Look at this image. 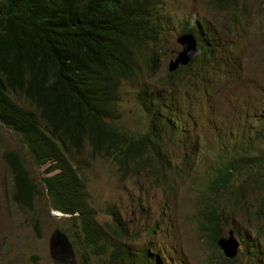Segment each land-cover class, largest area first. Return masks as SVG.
Listing matches in <instances>:
<instances>
[{
	"label": "trees",
	"instance_id": "16d2710c",
	"mask_svg": "<svg viewBox=\"0 0 264 264\" xmlns=\"http://www.w3.org/2000/svg\"><path fill=\"white\" fill-rule=\"evenodd\" d=\"M155 6L154 0H0V124L20 136L38 166L51 163L47 173L61 169L43 177V185L58 211L79 213L72 220L79 223L83 243L96 256L107 254V241L95 223L82 163L75 160L87 147L91 157L152 153V146L127 141L126 132L106 123L116 113L120 83L141 63L146 42L145 64L156 56L160 26ZM3 160L12 184L10 198L31 214V224L42 237L38 184L17 151L5 150ZM229 161L212 178V194H226L235 180L240 181L232 191L235 200L243 196L242 186L253 185L264 193V155ZM263 204L264 196L251 207L262 209ZM227 208L206 201L212 241L220 235ZM119 255L113 249L115 263Z\"/></svg>",
	"mask_w": 264,
	"mask_h": 264
},
{
	"label": "clouds",
	"instance_id": "9594fccd",
	"mask_svg": "<svg viewBox=\"0 0 264 264\" xmlns=\"http://www.w3.org/2000/svg\"><path fill=\"white\" fill-rule=\"evenodd\" d=\"M154 1L156 4L155 11L159 18L155 22L160 26L157 39L154 42L156 56L150 64H145L148 51L146 42L141 50V63L135 64L134 74L120 83L119 91H117L118 102L114 106L116 113L108 118L106 123L108 126L117 127V129L126 132L130 136L127 141L144 142L152 146V153L144 155L141 153L142 151H122L117 159H114L109 153H103L94 157L90 155V160L93 159L94 161L97 157H107L118 165V171L124 177H128L129 174L137 175L148 169L150 171L154 170L156 182H171L174 187V189H170L168 196L162 201L163 207L158 214L159 218L145 229V240L135 243L134 237L129 236L120 218L112 210L110 211L113 217V231L116 235L114 238L118 239V243H112L111 252L113 249L120 252L116 264H193L181 252L185 250L180 247L176 238L164 242L160 237L161 235L158 236V233L161 232L164 215L166 216L170 209L169 204L172 201L176 185L182 186L183 180L188 177L184 171L189 172L190 169L194 168L191 163V156H188L180 165H171L169 161L164 159V150H178L181 146V138L185 135L188 136V129L194 127L196 122L198 127L207 124L215 127V129L218 127L227 128L229 125L230 130L233 121H238L241 125L232 126L235 133L234 138L238 139L237 133L240 137L239 142L234 144L236 152L244 148H247V152H249L254 148V144L263 137L264 54L258 52L260 56L257 57L251 50L253 47H248L256 46L257 48L264 40V33L257 30L264 29V0H261V10H259L262 13L259 15L261 25L254 26L251 22L242 23L248 17L250 4L260 0H210V6L216 15L214 20L208 21L197 18L189 20L185 18L183 19L185 24L194 23V28L190 29L186 26V30L180 21L174 22L173 18L162 15L157 1ZM213 24L216 28L213 27ZM225 25L230 26L231 30L220 35L218 28ZM181 37L188 38L184 42H180ZM177 54L176 59H173ZM165 56L173 60L168 65V72L161 76L159 68ZM229 62V66L224 69ZM232 63L235 64L233 70L230 69ZM153 76L157 77V82L160 85V91L157 93H152L151 79ZM138 79L144 81L136 93L138 109L136 129L130 130L120 121L121 92L124 82H133ZM166 89L169 91V97H163L162 95V92ZM229 98H235L237 101L231 103ZM217 106L221 109L236 112L238 115L231 118L230 123L227 124L215 113V107ZM116 120H119L118 124H115ZM87 149L90 148L87 147ZM111 150H115V148H111ZM235 157H238V155ZM75 162L82 163L80 173L83 177H86V191L89 195L90 206L94 211L95 223L98 226L97 214L88 190L89 178L84 174L86 162L79 159ZM45 165L49 166L51 163ZM134 165L137 169H134ZM60 171V168H56L54 171L47 173L46 176ZM254 189L256 190V188ZM38 196L39 194L36 197V204ZM204 200L205 206L206 201L209 200L212 203L215 201L207 195V191ZM218 203L220 204V202ZM222 203L224 206L226 205L224 202ZM205 206L200 213L201 236L208 241L211 249L215 250L213 254L218 258L216 260L211 257V259L199 264H264V261L261 262V260H264V250L260 246L264 236L256 234L253 228L245 234L237 229V233L233 230L228 235L225 234V227L230 214L228 208L227 214L224 215L220 235L216 242L212 241L213 233L209 221L205 218ZM51 207L58 213L57 215L73 222L77 226L80 236L79 223L72 220L79 216V213H77L78 215H67V213L56 211V208L52 205V200ZM250 208L254 210L255 215H252L254 220L258 221L262 218L261 210L264 208L261 210L259 206L254 209L250 206ZM242 210L243 208L240 209V212ZM106 227L112 228V226ZM56 230H60L65 234L61 229ZM231 232L235 234V242L239 243L237 254L233 257L227 256L222 246L219 245L221 239L229 240L231 238ZM70 242L74 248L71 240ZM166 247L170 249V252L163 257L164 248ZM108 250L107 248V252Z\"/></svg>",
	"mask_w": 264,
	"mask_h": 264
},
{
	"label": "rangeland",
	"instance_id": "374dc122",
	"mask_svg": "<svg viewBox=\"0 0 264 264\" xmlns=\"http://www.w3.org/2000/svg\"><path fill=\"white\" fill-rule=\"evenodd\" d=\"M156 1L162 15L173 18L174 22L180 21L184 29L186 26L183 19L185 18L213 21L216 17L210 6V0ZM259 10H261V0L251 3L248 8V17L242 23L251 22L254 26L261 25L259 15L262 13ZM213 27L216 28L214 24ZM230 30L228 25L218 28L220 35ZM250 47H253L256 52L264 54V40L257 48L256 46ZM177 56L178 54L173 59H176ZM173 59L168 56L162 59L159 68L161 76L168 72V65ZM143 81V79H138L123 84L120 121L130 130L136 129L138 117L136 93ZM151 82L152 93L159 92L160 85L157 82V77L153 76ZM162 95L169 97L168 89L164 90ZM229 100L231 103L237 101L235 98H229ZM184 106L186 107V105ZM215 113L227 124L230 123L231 118L238 115L236 112L221 109L218 106L215 107ZM118 121L116 120L117 124ZM233 125L235 127L241 124L234 120L229 130V125L227 128L218 127L215 129L207 124L198 127L196 122L194 127L188 129V136L185 135L181 138V146L178 150H164V159L171 165H180L188 156H191L194 168L189 172L184 171L188 177L183 180L182 186L176 185L172 201L169 204L170 209L167 215H164L163 225L158 236L161 235L164 242L176 238L180 247L185 250L181 252L193 264H199L211 257L216 260L218 258L213 254L208 241L201 236L200 213L205 206L206 191L210 197L215 196L212 199L220 202V207H224L222 202L228 205L230 214L229 222L225 227L226 235L233 230L236 233L239 230L245 234L253 228L256 234L264 236V209H260L263 216L256 221L252 218V215H255L254 210L250 208L257 198L264 196L263 192L258 191V187L255 190L253 185L242 186L243 196L240 195L237 200L232 195V191L240 184L238 180H235L230 191L223 196L212 195L209 190L211 178L223 165L229 164L230 158L249 154L250 159H253L264 155V134L249 152H247V148L239 149L236 152L234 144L239 142L240 137L237 133L238 139L234 138ZM5 150H15L22 156L26 168L29 169L31 176L39 186L40 194L37 198L36 211L42 220V237L38 236L31 224V214L23 213L16 202L10 198L12 184L3 160ZM88 156H90V149L86 148L79 160L86 162L84 174L89 178L88 190L97 214L96 221L107 240L109 250L102 257L95 256L93 251L82 243L78 228L73 222L57 215L58 213L51 207V199L42 182V178L47 175L48 165L38 166L28 155L21 143L20 136L0 124V264H66L54 260L50 254V238L56 229L65 232L74 244L76 259L68 264H113L111 245L113 242L118 243V239L114 238L116 235L113 231L111 210L120 218L129 236L134 237L135 243L146 239L145 229L159 218L158 214L163 207L162 201L168 196L170 189H174L173 184L171 182H156L155 171L149 169L137 175L129 174L128 177H124L118 171V165L111 159L97 157L93 161ZM134 169H137L135 165ZM244 178L245 176L242 177V179ZM239 179L241 180V177ZM241 200L250 204H246L243 208ZM237 202L242 206L236 207ZM242 208L243 210L240 212ZM56 211H58L57 208ZM106 226H112V228L109 229ZM260 246L264 250V239L260 242ZM167 247L164 248L163 257L170 252Z\"/></svg>",
	"mask_w": 264,
	"mask_h": 264
},
{
	"label": "water",
	"instance_id": "95a60500",
	"mask_svg": "<svg viewBox=\"0 0 264 264\" xmlns=\"http://www.w3.org/2000/svg\"><path fill=\"white\" fill-rule=\"evenodd\" d=\"M188 37H181L180 42H184ZM235 234L231 232L229 240L221 239L219 245L222 246L227 256H235L239 248V243L235 242ZM50 253L54 260L70 263L75 258L73 245L68 238L60 231L56 230L50 239Z\"/></svg>",
	"mask_w": 264,
	"mask_h": 264
},
{
	"label": "bare ground",
	"instance_id": "6f19581e",
	"mask_svg": "<svg viewBox=\"0 0 264 264\" xmlns=\"http://www.w3.org/2000/svg\"><path fill=\"white\" fill-rule=\"evenodd\" d=\"M185 26H187V27H189L190 29H192V28H194V23H188V24H185ZM241 26H243V25H241ZM187 27H185V30L187 29ZM251 27V26H250ZM259 32H263L264 33V29H257ZM256 45V44H255ZM248 48H251V47H248ZM251 50L253 51V53L255 54V55H257V57L258 56H260V54L258 53V52H256L253 48H251ZM229 64H230V62L224 67V69H226L228 66H229ZM231 70H233V69H235V64L234 63H232V65H231V68H230ZM115 124H117L116 122H115ZM220 172H221V170H220ZM218 173V172H217ZM217 177V176H216ZM221 177V176H220ZM238 178V177H237ZM235 180V179H234ZM233 181V180H232ZM214 188V187H213ZM217 189V188H216ZM216 189H213V191L215 190V193H216ZM223 189V188H222ZM230 189H231V187H230ZM212 190V189H211ZM210 190V191H211ZM212 192V191H211ZM217 193L218 194H220V192H218L217 191ZM228 194V193H227ZM210 196V195H209ZM220 196V195H219ZM223 196V195H222ZM213 197V196H212ZM211 197V198H212ZM215 197V196H214ZM213 197V198H214ZM217 198V197H216ZM235 198H236V196H235ZM220 199V198H219ZM237 200V199H236ZM230 204V203H229ZM213 205V204H212ZM240 204L238 203V205L237 206H239ZM243 208L246 206V203L244 202L243 203ZM208 206V205H207ZM211 206V205H210ZM236 206V207H237ZM240 206H242V205H240ZM218 207V206H217ZM233 207V206H232ZM219 208V207H218ZM208 209V208H207ZM220 209V208H219ZM212 210V209H211ZM233 210V209H232ZM208 211V210H207ZM210 211V210H209ZM217 211V210H216ZM234 212V211H233ZM207 213V212H206ZM206 217V216H205ZM225 218V217H224ZM229 222V221H228ZM227 222V223H228ZM212 229V228H211ZM219 229V228H218ZM213 231V230H212ZM220 232V231H219ZM219 234V233H218ZM229 234V233H228ZM227 234V235H228ZM67 238H68V240L70 241V238H69V236L65 233L64 234ZM218 238V237H217ZM215 242V241H214ZM215 250H213V252H214ZM112 254V253H111ZM111 261H112V263L113 264H116L114 261H113V259L111 258Z\"/></svg>",
	"mask_w": 264,
	"mask_h": 264
}]
</instances>
